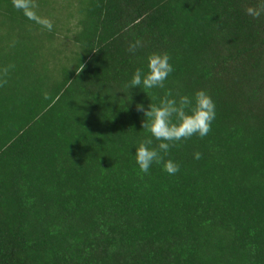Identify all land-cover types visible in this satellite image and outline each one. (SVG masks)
Returning <instances> with one entry per match:
<instances>
[{"label": "trees", "instance_id": "obj_1", "mask_svg": "<svg viewBox=\"0 0 264 264\" xmlns=\"http://www.w3.org/2000/svg\"><path fill=\"white\" fill-rule=\"evenodd\" d=\"M260 4L0 0V264H264ZM152 53L164 88L128 90ZM169 90L206 91L215 119L169 150L177 173L144 174L136 105Z\"/></svg>", "mask_w": 264, "mask_h": 264}, {"label": "clouds", "instance_id": "obj_2", "mask_svg": "<svg viewBox=\"0 0 264 264\" xmlns=\"http://www.w3.org/2000/svg\"><path fill=\"white\" fill-rule=\"evenodd\" d=\"M15 6L28 7L31 0H13ZM246 12L253 18H259L264 14V4L256 7H247ZM49 31L52 30V23H47ZM142 47L139 40L129 44V51H135ZM96 51V50H94ZM167 53H152L147 57L146 70L136 68L126 85L129 90L133 86L141 88L148 96V90L164 88L165 81L173 71ZM15 65H8L0 69V87L7 83L9 68ZM81 67L78 73L83 69ZM130 100V96H128ZM152 101L145 108L137 104V110L142 112V129L145 138L135 148V161L141 173L147 174L153 163L162 165L164 171L174 175L179 171V165L171 159H165L169 150L177 146V143L198 135L203 138L211 131V123L215 119V104L212 98L204 90H196L192 96L173 95L169 90L163 97L151 96ZM153 140L158 143L153 147ZM199 152L194 153V158L200 159Z\"/></svg>", "mask_w": 264, "mask_h": 264}]
</instances>
